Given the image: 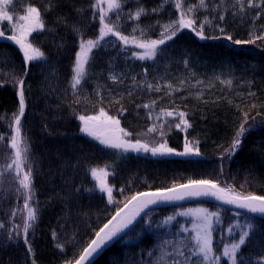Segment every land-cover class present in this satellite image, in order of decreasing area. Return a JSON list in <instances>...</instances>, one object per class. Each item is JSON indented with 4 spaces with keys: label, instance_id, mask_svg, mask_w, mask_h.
I'll list each match as a JSON object with an SVG mask.
<instances>
[{
    "label": "trees",
    "instance_id": "1",
    "mask_svg": "<svg viewBox=\"0 0 264 264\" xmlns=\"http://www.w3.org/2000/svg\"><path fill=\"white\" fill-rule=\"evenodd\" d=\"M29 2L32 3L31 6L41 8L43 11L47 0H29ZM74 2L76 6L87 7L91 0H74ZM23 7L26 9L28 5L25 4ZM57 12L69 13L71 20L77 18L72 7L61 0L55 12H49L44 17L49 26L52 25ZM16 13L25 14L18 8ZM90 15L89 8L85 16ZM17 22L14 17L11 23ZM257 22L264 23V17ZM248 25L236 19L228 23L231 30L226 29V31L235 39L245 40L249 38ZM98 27V23L94 24L87 35L95 38ZM61 39L64 41V47L58 49L53 42L59 43ZM29 40L36 43V46L40 47L48 57L47 63L29 64V73L25 82L26 85H30V91L25 92L27 107L25 118L22 120L23 131L27 134L33 159L37 162L33 166V176L40 212L32 237L36 264H65L66 260L78 256L81 249L65 241L75 235L80 245H84L85 241L93 236L92 229L98 230L115 213L117 207L123 206L122 203L109 204L106 194L99 191L84 190L93 187L95 183L87 172L90 167L104 168L109 164L115 168V176L109 175L108 183L115 185L113 197L117 201L126 202V197L130 198L131 195L142 190L166 188L200 179L214 180L222 187L227 181L236 192L245 195H264V124L260 123L261 117L256 118L255 126L243 138L242 147L231 161L222 160L220 155L223 149L228 147L234 132L239 127L237 105L247 111V105L254 103L256 108L251 110L250 115H255L256 111L264 112V44L260 41L255 45H235L238 50L226 49L222 44L211 46L212 44L193 45L186 41L180 42L190 53L202 56L204 60L211 61L216 66L206 67L204 74L207 73L206 82L211 87L208 85L207 88L204 87L201 94L192 92L195 97L189 98V94L184 97L181 92H175L177 98L184 100L183 108L191 114L190 118L197 131L195 139L200 141L202 155L164 161L133 153H128L127 156L117 155L114 150L103 147L80 130L81 122L74 115V109L78 114L97 115L98 108L104 107L109 115H115L119 105H109L105 99L103 104L93 107L95 96L87 89L81 94V103L72 104L73 96L68 82L78 47L76 37L70 30L57 27L55 34L33 33ZM94 55L96 56L93 60L94 65L90 68L93 73L90 72L87 86L99 85L101 93L104 94L108 87L102 83L106 80L105 72L100 65L103 55L97 54V51ZM0 57L7 61L0 63V74L12 69L19 73L24 68L22 52L17 45L7 39H0ZM222 67L233 70L228 78L232 81L231 85L217 82L216 77H213L217 76L218 69ZM0 78H3L2 75ZM179 82L180 80L177 81ZM249 91L255 92L256 95L249 97ZM147 94L144 92L138 97L126 96L125 106L132 107L128 103L129 100L135 99L138 102L139 97ZM85 96L87 99H84ZM17 107L16 89L8 84L0 87V114L10 116ZM124 120L125 115L121 118L122 122ZM131 122L138 124L139 120L133 118ZM249 123L251 124L252 121ZM4 132H7V129L0 123V133ZM168 134L169 140L174 144L185 138V135L192 138L175 129ZM221 164L224 165L223 176L220 174ZM108 171L111 172V169ZM241 185L244 187L241 188ZM74 187L80 188L79 193L72 191ZM121 187L125 189L123 195L116 191ZM16 204L11 194L7 199L0 194V219L4 221L5 228L9 227L8 214ZM20 206L22 207V202ZM217 207L223 209L221 216L225 229L230 221L234 222L233 217L236 212L241 213L235 218L240 224L252 221L258 225L252 243L247 248H242V251L245 255L250 251L259 252L264 245V219L211 202L195 201L150 211L152 223L148 222L149 217L144 216L95 264H114V262L115 264H152L157 236L161 234L157 231V224L167 216L189 208H208L210 211H216ZM193 220V216L177 215L172 224L174 223L177 229L181 225L191 229ZM16 222H20L19 216ZM53 231L56 232L59 242L64 244L65 251L62 252L55 247ZM236 231L238 236L239 231ZM187 234L194 235L193 232ZM2 236L3 230H0V238ZM229 239L231 238L225 236L224 240H221L217 226V231L213 232V242L218 251L219 246L227 243ZM150 250H153L152 257L147 255ZM26 256L23 242L9 244L7 247L0 244V264H26ZM222 264L229 262L224 258Z\"/></svg>",
    "mask_w": 264,
    "mask_h": 264
},
{
    "label": "snow or ice",
    "instance_id": "2",
    "mask_svg": "<svg viewBox=\"0 0 264 264\" xmlns=\"http://www.w3.org/2000/svg\"><path fill=\"white\" fill-rule=\"evenodd\" d=\"M29 0H0V21L9 22L7 27L0 30V39H7L18 46L22 52L24 68L17 73L15 69L7 73H2L0 78V87L5 84L12 86L17 91L18 107L10 116L0 114V123L4 124L7 132L0 133V194L4 199L11 194L17 202L9 216V227L5 228V223L0 219V230H3V236L0 238V244L7 247L9 244H18L23 242L26 250V264H36L34 251L32 248V237H34L35 227L39 220L40 203L36 198V189L34 185L33 166L37 162L33 159L30 143L27 134L23 131L24 125L22 120L25 118L26 90L30 91V85H26V78L29 73L30 63H47L48 57L36 43L29 40L33 33L55 34L57 27H64L70 30L76 37L78 51L75 53V60L71 69L72 75L68 82L72 92V104L81 103V94L85 92L86 85L90 79L89 66L90 60H94L93 50H99L105 45L116 47L119 45L121 53H128L126 60L139 61H156L157 57L163 55L167 41H172L183 30L187 29L194 33L200 39H220L225 38L236 45H255L257 41L264 44V23L259 26L256 21L264 17V0H160V3L154 7H147L144 0H91L87 7L76 6L74 0H63L68 3L76 14V20L70 19L69 13H55L54 21L49 26L45 21V15L49 12H55L60 6L61 0H47L43 11L35 6H28L26 9L23 5ZM133 4L134 7L126 8L127 5ZM103 5H106L104 7ZM17 6L24 11V15L16 17L17 23H11L14 19L11 11H16ZM168 6L171 11L167 12L168 19H160V13L166 11ZM91 9V15L85 16L88 9ZM175 13V18H173ZM155 15L157 18L149 25L141 26L142 18H148ZM240 19L243 23L250 20V30L248 39H233V36L226 31V26L230 21ZM131 22V29L128 34L127 25ZM99 25L95 38L89 37L87 32L94 25ZM206 26L210 32L206 34ZM150 31H159V38L152 39L149 36ZM6 32L11 34L6 35ZM212 32L217 33L213 35ZM55 47L62 49L64 47L63 39L59 43L53 42ZM0 63H7L3 57H0ZM188 59L183 60L185 67L188 66ZM110 68L113 65L110 64ZM142 75L144 79L137 83L136 75L131 76L132 84L125 85L124 81L128 76L120 71H110L108 79L124 85L123 90L116 88H107L104 94L97 85L93 89L92 95L95 96L93 107L103 104L105 99L109 105H119L115 115H109L104 107L98 108L97 115L78 114L75 109L74 115L82 122L81 131L95 139L100 145L107 149L114 150L117 155L127 156L129 152L137 154H150L157 156H201L200 141L198 139H189L185 135L183 151H177L175 148L168 146L167 135L173 129H177L185 134L193 127L188 119L189 113L185 111L166 110L161 108L156 112V99H150L146 103H137L135 99L128 101L132 105V111L139 116V109H144L146 117L152 120V124L147 128L145 133H138L137 136H151V141L140 138L132 139L133 133L120 127L121 118L129 111L125 106V97L139 96L144 92H160L161 85L159 81L156 84L148 81V69L143 68ZM156 79V77H153ZM160 79H163L161 77ZM219 79V77H216ZM185 81L180 80L183 84ZM203 81L197 80V84ZM231 85V79L221 81ZM211 87V85H208ZM174 89L169 83L164 89L165 95L171 97ZM115 93V95H113ZM255 92L249 91L248 96L254 97ZM118 97V98H117ZM84 99H87L85 96ZM163 99V97H160ZM170 103H175L170 99ZM245 111L239 105L236 106L239 113V127L234 132L227 148L221 152V159L231 161L236 153L240 150L243 138L255 126L256 118L261 117L260 123L264 124V112L256 111L255 115H250L252 109L256 108L254 103L247 105ZM161 117L165 119L162 121ZM167 117H173L172 121ZM249 121H252L250 124ZM99 124L109 127L117 135L112 137H102L97 128ZM167 125V130L165 126ZM247 125V127H246ZM14 133V134H12ZM222 147V146H219ZM111 169V172L108 171ZM88 174L95 182L93 187L85 188L87 192L99 191L106 194L109 204H120L122 207L115 209V214L103 223L101 227L92 229L93 236L86 240L84 245L73 235L65 243H71L81 250L78 256L66 260L65 264H95L96 258L108 247L109 244L116 243L123 238L125 231L133 225L141 213L149 217L150 213L145 210L150 205H159L184 200L187 197H211L220 201L222 204L234 206L238 209H244L249 213L264 217V195L243 194L236 192L235 188L227 184L220 186L214 180L200 179L189 180L187 184H181L177 188L175 185L171 188H161L150 192H137L126 197L124 201H117L113 197L115 185L107 183L109 175L115 176V168L106 164L104 168L90 167L87 169ZM103 173L104 179H101L98 173ZM220 174H224V165L221 164ZM244 185H241L243 188ZM74 193H79L80 188L74 187ZM121 195L124 194L123 187L116 189ZM22 202V207L20 206ZM223 209L217 207L216 211H210L208 208H189L179 213L169 215L164 218L157 227L171 225L176 216L189 217L193 216L192 228L189 229L181 225L178 233L193 232L186 238L180 239H163L157 246L160 254L155 257L154 264H222L224 258L229 264H264V245L259 252L250 251L247 255L242 248H247L252 243V237L255 235L257 224L247 221L240 224L236 217L241 215L236 212L233 221H230L227 228L223 227L224 221L221 213ZM19 216L20 222H16ZM219 232L221 240L225 236L231 238L227 243L219 246V251L214 246L213 232ZM239 234L237 236V231ZM30 232L32 236L30 237ZM177 233V234H178ZM55 247L60 251H65L64 244L60 243L55 231L52 233ZM149 257L153 256V250L147 252ZM115 264V262H114Z\"/></svg>",
    "mask_w": 264,
    "mask_h": 264
},
{
    "label": "rangeland",
    "instance_id": "3",
    "mask_svg": "<svg viewBox=\"0 0 264 264\" xmlns=\"http://www.w3.org/2000/svg\"><path fill=\"white\" fill-rule=\"evenodd\" d=\"M131 7H134V5L129 4L126 6V8H131ZM13 16L15 17V15H13ZM154 18H155V15L151 16L150 19L142 18L141 26L143 27V26L151 24L154 21ZM5 22L6 21H0V29L6 28L4 26ZM258 25H260V24L258 23L257 26ZM249 26L250 25H248V30H250ZM126 27H127V31L125 32V34H128V32L131 29V22H129V24ZM149 36L153 39V36H151L150 34H149ZM96 51H97V54L101 53L103 55V59H102V62L100 63V65L102 67V70L105 72L106 80H104L102 83L107 85L106 87H111V88H116V89L119 87V84L117 82H114V81L108 79V74L110 71H117V72L122 71V72H124L128 76V78L125 80L126 82H128V80L131 79L132 75H136V78H138L139 76L142 75V70H143V68H145V64H140V63H143L144 61L126 60L125 57L128 55V53H126V52L121 53L119 51V45H117L116 47H112L111 45H105V47L102 49H99V50L94 49L93 54ZM94 57H95V55H94ZM110 64L113 65L112 68L109 67ZM93 65H94L93 60H90L89 66H86L89 68V72H91V73H93V71H91L90 68ZM150 73H151V68H148V74H150ZM112 82H114V83H112ZM89 84H91V83H89ZM121 87H122V85H121ZM121 87H120V89H121ZM94 88L95 87H90V86L86 85V89L88 91L91 90L92 93H93ZM113 95H115V93H113ZM97 131L102 137H112L113 135H117V133H114L109 127H106L103 124H99ZM98 175L101 179L104 178L102 172L98 173ZM180 238H186V236L182 235V233H179V234L175 233V234L170 235V236L161 237L159 239V244L162 242L163 239H180ZM159 254H160V249L157 248L156 256H158Z\"/></svg>",
    "mask_w": 264,
    "mask_h": 264
},
{
    "label": "water",
    "instance_id": "4",
    "mask_svg": "<svg viewBox=\"0 0 264 264\" xmlns=\"http://www.w3.org/2000/svg\"><path fill=\"white\" fill-rule=\"evenodd\" d=\"M179 186H177V188H178ZM145 192H150V191H145ZM199 199H203V200H209V201H213V202H215V203H218V204H220V205H223V206H225V207H228V208H234V209H238V208H235L234 206H231V205H227V204H222L220 201H217L216 199H214V198H211V197H187V198H185L184 200H179V201H174V202H168V203H160L159 205H150L149 206V208L148 209H146L145 211H147V210H149V209H151V208H153V207H156V206H165V205H172V204H180V203H185V202H190V201H194V200H199ZM241 210H244V209H241ZM244 211H246V210H244ZM144 213H141V216L143 215ZM252 214V213H251ZM254 215H257V214H254ZM257 216H260V215H257ZM261 217V216H260ZM140 217H138L137 218V220L139 219ZM136 220V221H137ZM136 221H134V223L136 222ZM133 223V224H134ZM133 226V225H132ZM132 226H130V228L132 227ZM127 231V230H126ZM111 244H109L108 245V247L110 246ZM107 247V248H108ZM106 248V249H107ZM105 251V250H104ZM103 251V252H104ZM102 252V253H103ZM102 253L96 258V260L102 255ZM95 260V261H96Z\"/></svg>",
    "mask_w": 264,
    "mask_h": 264
},
{
    "label": "bare ground",
    "instance_id": "5",
    "mask_svg": "<svg viewBox=\"0 0 264 264\" xmlns=\"http://www.w3.org/2000/svg\"><path fill=\"white\" fill-rule=\"evenodd\" d=\"M234 50H238V48L237 47H234ZM231 52H232V50H231ZM233 53V52H232Z\"/></svg>",
    "mask_w": 264,
    "mask_h": 264
}]
</instances>
